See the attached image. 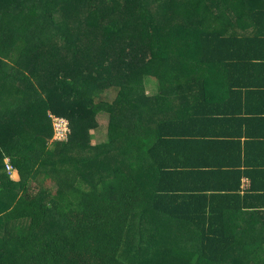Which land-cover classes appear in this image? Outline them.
I'll use <instances>...</instances> for the list:
<instances>
[{
    "label": "trees",
    "instance_id": "obj_1",
    "mask_svg": "<svg viewBox=\"0 0 264 264\" xmlns=\"http://www.w3.org/2000/svg\"><path fill=\"white\" fill-rule=\"evenodd\" d=\"M90 34L135 35L149 57L121 76L101 62L81 74ZM262 72L264 0L0 4V129H19L0 133V264H264V173L240 165L251 134L237 116ZM55 94L71 113H108L107 139L49 141L27 120L55 111ZM95 160L109 161L82 169Z\"/></svg>",
    "mask_w": 264,
    "mask_h": 264
},
{
    "label": "rangeland",
    "instance_id": "obj_2",
    "mask_svg": "<svg viewBox=\"0 0 264 264\" xmlns=\"http://www.w3.org/2000/svg\"><path fill=\"white\" fill-rule=\"evenodd\" d=\"M14 1L15 0H0V4H5L9 2L13 3ZM148 1L152 2L153 0H148ZM170 7L176 8L175 5H172V4ZM67 12L71 16L73 15L71 11L68 9H67ZM116 18H119L122 22H126L127 20H129V16H127L126 14L125 15L119 14L117 15ZM73 20H69V19L67 20L68 28L65 31L66 35H69V36L74 35L75 30L77 32V24L76 22L73 24ZM82 30H85V26L82 27ZM131 39L132 40H129L130 42L124 39L121 41L120 45H116V46L106 45V44L101 45L98 42V38L95 36V34L87 35L86 40H84L80 44V47H79V51H81V53L78 56L77 62H79V64L78 65L76 64V70H79V73L83 74L89 68L88 66H94V63L101 62L104 65H111L113 72L119 74L120 76L123 75L124 71H127L128 69V68L126 69L127 62L129 63L133 62L135 64L143 60L145 57H149L147 53L146 55H144L143 46L138 40H136V36L131 35ZM46 53H48L47 57H45L47 66H45L44 68L48 70V73H49L48 75H50L55 70L54 69V63H55L54 59H60L62 57L60 55L61 48L53 44L47 48ZM67 67H68L67 69V72H68L70 70V65ZM70 72L71 74L67 75L68 77L75 76L76 72L74 71V69H73V72L71 70ZM37 85L39 86V84ZM39 88L41 89L40 91H42V94H44V92H47L46 86L42 82L40 83ZM154 91L155 89L148 88L145 90V93L150 94V93H153ZM59 97H60L59 94H55V96L51 97V101L53 102L52 105L55 111L48 110L46 111L47 112L46 115L45 113L42 115L41 113H38V114L36 113L37 114V115L35 114L36 117L30 116V118H28L27 121L30 124H32V121L34 119L33 123L37 124V126H39L42 129V131L46 132L47 136L49 137V141H52L55 139L54 133L55 131H57V128L54 127L55 122L53 119L56 116H64L63 118L67 120V123H68V125H66V127H68L67 139L69 138L70 136L69 134L71 133V131H73L72 134H78L77 133L78 131L80 132L83 131L81 132L82 133L81 135L85 136L86 139H88V141L92 144L100 143L107 139V128L109 125L108 124L109 123L108 113L101 112L96 115L94 114L91 115L90 113L89 115V111H88L89 108L85 109V111L81 110V113L77 111H74L73 113H71L72 110L69 105L62 106L59 103V99H60ZM60 113H63V115ZM84 114L89 115L90 120H88L87 117L85 118ZM27 121L25 122V125L27 124ZM18 130L19 129L16 126L14 127L12 131L0 129V133L6 134V135H9V134L13 135L17 133ZM2 138L4 137L0 136V139ZM62 141H66V140H62ZM108 161L109 160L101 164L100 162L97 163L95 160V162L94 161L91 162L92 164L90 163L88 165H83L82 169L86 170V169L96 168L97 165L106 166L108 165Z\"/></svg>",
    "mask_w": 264,
    "mask_h": 264
},
{
    "label": "crops",
    "instance_id": "obj_3",
    "mask_svg": "<svg viewBox=\"0 0 264 264\" xmlns=\"http://www.w3.org/2000/svg\"><path fill=\"white\" fill-rule=\"evenodd\" d=\"M260 75L263 77L264 72ZM262 77H260L261 80ZM252 82L260 84L262 87L256 88V94L247 92L244 99L240 101V113L237 116L246 118L247 121L242 130L251 134L248 138L243 136L241 139L244 151L240 165L244 171L246 168L253 167V169H260L264 173V80ZM252 82L250 83L252 84ZM246 141L250 143L247 144ZM9 174L12 179L18 180V174L13 166ZM244 179H248V177H242L241 187Z\"/></svg>",
    "mask_w": 264,
    "mask_h": 264
},
{
    "label": "built area",
    "instance_id": "obj_4",
    "mask_svg": "<svg viewBox=\"0 0 264 264\" xmlns=\"http://www.w3.org/2000/svg\"><path fill=\"white\" fill-rule=\"evenodd\" d=\"M54 122H55V124H54V127H56L57 128V131H55V133H54V137H55V139L56 140H60V141H62V140H67V134H68V127H66V125H68V123H67V120L66 119H64L63 117H61V116H56V117H54ZM53 127V128H54ZM55 130V129H54ZM54 139V140H55ZM6 170L8 171V172H10L11 170H12V166H11V164H9V163H6ZM249 186V181H248V179H244L243 180V185H242V189H245L246 190V188Z\"/></svg>",
    "mask_w": 264,
    "mask_h": 264
},
{
    "label": "clouds",
    "instance_id": "obj_5",
    "mask_svg": "<svg viewBox=\"0 0 264 264\" xmlns=\"http://www.w3.org/2000/svg\"><path fill=\"white\" fill-rule=\"evenodd\" d=\"M6 163H8V162H6ZM10 164V163H9ZM12 166V165H11Z\"/></svg>",
    "mask_w": 264,
    "mask_h": 264
}]
</instances>
